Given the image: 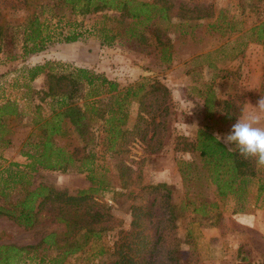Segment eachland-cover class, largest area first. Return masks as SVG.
Here are the masks:
<instances>
[{"label":"rangeland","instance_id":"1","mask_svg":"<svg viewBox=\"0 0 264 264\" xmlns=\"http://www.w3.org/2000/svg\"><path fill=\"white\" fill-rule=\"evenodd\" d=\"M84 1L76 0L73 5L69 0H0V103L15 101L22 111L20 117L8 123L12 133L4 137L10 139L9 144L0 146V166L15 162L23 168L29 162L21 151L34 126V106L39 104L40 114L47 115L55 105L49 97L40 99L46 88L44 74L32 81L26 77L24 68L35 64L54 62L60 70L88 68L115 80L120 87L142 79H158L171 93L173 114L168 138L159 151L145 152L138 140L128 146L125 163L133 170V181L124 188L118 177L119 157L104 150L101 122L91 125L92 136L87 144L75 132L58 137L60 145L78 146L80 155L93 151L96 161L107 168L111 189L94 197L109 205L114 224L113 230L66 257L62 264H101L106 260L119 230L130 228L132 205L138 201L134 194L142 185L162 181L172 187L173 201L183 206L181 231L188 228L191 234L188 248L180 254L182 264H192L195 259L205 264L206 256L218 251L243 253L261 264L264 167L253 159L254 175L246 177L241 185L237 179L236 193L219 196L209 165L203 166L198 153L176 151L174 147L182 145L178 136L195 141L198 129L203 127L215 136L229 133L248 95L254 99L251 112L256 111L253 107L264 97V62L259 65L261 58L255 56L258 50L251 51L255 57L250 56L247 65L253 70L245 80L241 78L239 59L250 44L264 48V29L260 33L257 28L264 24V0H163L160 4L158 0H137L167 7L162 12L152 9V18L142 25L114 8L93 11V6L87 7ZM34 16L50 24L52 38L39 52L24 55V30ZM102 25L115 35L109 44L100 42L96 28ZM73 28L78 29L76 41L58 39ZM130 28L134 36L127 30ZM256 73L258 80L253 81ZM29 179L31 187L41 183L69 194L90 186L87 173L74 168L37 167L30 171ZM18 186L11 190V197ZM240 215L243 218L238 220ZM248 217L251 220H246ZM62 229L51 218H41L35 226L25 229L0 216V244H35L44 234ZM100 247L102 253H98ZM37 250L35 258L18 264H48L40 263L37 257L42 253L46 257L53 255L54 250Z\"/></svg>","mask_w":264,"mask_h":264},{"label":"trees","instance_id":"2","mask_svg":"<svg viewBox=\"0 0 264 264\" xmlns=\"http://www.w3.org/2000/svg\"><path fill=\"white\" fill-rule=\"evenodd\" d=\"M70 1L73 5L78 2ZM85 2L87 7L93 6V11L103 8L122 11L135 19V24L141 25L152 18V9L159 12L167 9L163 5L137 0H86L84 5ZM158 2L163 3V0ZM263 25H257L260 33H263ZM49 26L45 19L38 21L34 16L24 30V55L39 52L51 40ZM96 30L101 35V43L113 41L115 35L110 28L102 25ZM127 30L132 32L133 28ZM61 36L58 39L65 42L76 41L78 29H70ZM67 68L60 70L57 63L49 61L24 68L30 81L40 74L45 75L46 88L41 91L40 99L49 97L55 105L47 115L40 114L39 104L34 106L31 119L34 126L21 151L29 162L23 168L15 162L0 166V216L25 229L35 226L41 218H51L63 229L44 234L35 244H0V264H18L35 258L39 248L54 250V254L48 257L45 253L38 256L40 263L62 264L66 257L81 251L89 242L100 239L103 233L114 228L109 205L94 197L111 189L107 168L96 161L93 151L80 155L78 146L60 145L58 137L75 132L87 144L92 136L91 125L101 122L105 152L119 157L117 167L122 188L133 181L130 176L133 170L125 163L130 143L138 140L144 145L145 152L153 153L159 151L168 138L173 103L168 87L161 81L142 79L120 87L115 80L91 69ZM21 115L15 101L7 99L0 103V146H7L10 142L9 138H4L12 133L9 121ZM177 139L182 145H176V151H196L204 162L203 166L209 165L211 181L219 196L236 193L234 182L239 179V185L244 184L246 177L254 175L253 159L243 158L237 149L228 151L205 127L198 129L195 141L187 140L185 136ZM37 167L74 168L86 172L90 186L75 194L41 183L31 187L30 171ZM180 172L183 175L181 169ZM17 185L18 189L11 197V190ZM172 192V187L164 181L139 187L134 194L138 201L132 205L130 228L119 230L108 258L101 264H182L180 254L188 248L191 234L188 228L181 231L183 206L173 201ZM102 252L100 247L98 253Z\"/></svg>","mask_w":264,"mask_h":264},{"label":"clouds","instance_id":"3","mask_svg":"<svg viewBox=\"0 0 264 264\" xmlns=\"http://www.w3.org/2000/svg\"><path fill=\"white\" fill-rule=\"evenodd\" d=\"M253 107V106H252ZM254 113L243 116L232 125L229 133L216 140L224 144L228 151L236 147L245 159H254L258 166L264 167V97H261Z\"/></svg>","mask_w":264,"mask_h":264},{"label":"crops","instance_id":"4","mask_svg":"<svg viewBox=\"0 0 264 264\" xmlns=\"http://www.w3.org/2000/svg\"><path fill=\"white\" fill-rule=\"evenodd\" d=\"M254 50H258L255 56H257L258 58H261L259 59V65L261 62H264V48L261 45H257V44H250V46L248 45V47L246 48V52H244V54H242V56H240V59H239L241 63V78L242 79L247 80L248 76L251 74V71L253 70L252 68L249 67V65H247V63L250 62L249 61L250 56H253V58L255 57L254 54L251 53V51H254ZM237 62L239 64V61ZM257 80L258 79H257V73H256V77L253 79V81H257ZM255 87L256 85L254 86V88ZM254 88L252 92L255 91ZM249 92L251 91H248V93ZM253 102H254V99L250 95H248L245 98L242 109L240 110V113L234 118L233 124L237 121V119H240L243 116L248 115L250 113H254L253 110L251 112V108H250ZM261 115L264 116L263 114ZM240 218H243V215H240V217H238V220ZM246 220H251V217H248ZM206 258L208 260L203 261L205 262V264H212L215 262L217 264H255V260H252L251 256L245 255L243 253L239 254L237 252L230 253L229 255L227 253L218 251V252L210 253L209 255L206 256ZM263 258L264 256L261 258V264H262ZM192 264H201V262L195 259Z\"/></svg>","mask_w":264,"mask_h":264}]
</instances>
